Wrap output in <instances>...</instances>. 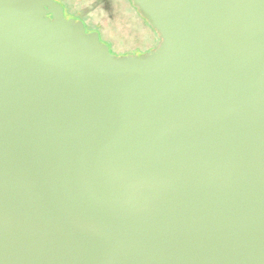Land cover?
Returning a JSON list of instances; mask_svg holds the SVG:
<instances>
[{
    "label": "water",
    "instance_id": "water-1",
    "mask_svg": "<svg viewBox=\"0 0 264 264\" xmlns=\"http://www.w3.org/2000/svg\"><path fill=\"white\" fill-rule=\"evenodd\" d=\"M132 2L148 54L0 0V264H264V0Z\"/></svg>",
    "mask_w": 264,
    "mask_h": 264
},
{
    "label": "rangeland",
    "instance_id": "rangeland-1",
    "mask_svg": "<svg viewBox=\"0 0 264 264\" xmlns=\"http://www.w3.org/2000/svg\"><path fill=\"white\" fill-rule=\"evenodd\" d=\"M58 1L65 7L67 18L80 10L90 25L97 22L104 25L107 31H101L102 39L111 46L115 56L148 54L161 44L160 37L139 16L131 0Z\"/></svg>",
    "mask_w": 264,
    "mask_h": 264
},
{
    "label": "flooded vegetation",
    "instance_id": "flooded-vegetation-1",
    "mask_svg": "<svg viewBox=\"0 0 264 264\" xmlns=\"http://www.w3.org/2000/svg\"><path fill=\"white\" fill-rule=\"evenodd\" d=\"M58 1V0H56ZM59 2V1H58ZM131 3H133L132 1H130ZM134 5V4H133ZM63 6V5H62ZM64 7V6H63ZM64 10H65V7H64ZM75 14L74 16H71L69 18L66 17V13H65V17L67 19H70V18H75V19H78V20H81L83 23H84V27L86 29V32L87 33H97L99 35V38L100 40L105 43L108 47H109V50H110V53L112 55H114L112 53V49H111V46L105 41L102 39V35H101V31H107V29L104 27V25L100 24V22H97L94 26L90 25V23L87 22V19L84 17H82V12L80 10H76L75 11ZM139 14V13H138ZM139 16L141 17V15L139 14ZM142 18V17H141ZM144 20V18H142ZM159 36V35H158ZM160 43H161V39H160ZM154 49H157V48H153ZM150 52V51H149Z\"/></svg>",
    "mask_w": 264,
    "mask_h": 264
},
{
    "label": "trees",
    "instance_id": "trees-1",
    "mask_svg": "<svg viewBox=\"0 0 264 264\" xmlns=\"http://www.w3.org/2000/svg\"><path fill=\"white\" fill-rule=\"evenodd\" d=\"M132 1V0H131ZM145 20V19H144ZM147 22V20H145ZM148 23V22H147ZM148 25L151 27V29L153 30V32L156 33V35L158 36L159 34L152 28V26L148 23ZM159 42H160V39H159Z\"/></svg>",
    "mask_w": 264,
    "mask_h": 264
}]
</instances>
